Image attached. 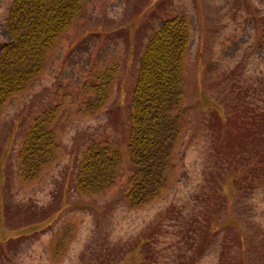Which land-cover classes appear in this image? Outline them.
<instances>
[{
  "label": "rangeland",
  "instance_id": "1",
  "mask_svg": "<svg viewBox=\"0 0 264 264\" xmlns=\"http://www.w3.org/2000/svg\"><path fill=\"white\" fill-rule=\"evenodd\" d=\"M12 0H0V46ZM185 20L184 129L157 196L130 208L129 108L146 42ZM0 112V264H264V0H87ZM115 68L108 99L91 84ZM48 117L53 147L31 180L18 151ZM117 148L115 182L76 189L92 142Z\"/></svg>",
  "mask_w": 264,
  "mask_h": 264
},
{
  "label": "trees",
  "instance_id": "2",
  "mask_svg": "<svg viewBox=\"0 0 264 264\" xmlns=\"http://www.w3.org/2000/svg\"><path fill=\"white\" fill-rule=\"evenodd\" d=\"M86 1H11L4 23L9 40L0 46V110L8 98L40 74L44 54L81 15ZM188 37L185 20L172 17L154 31L143 50L128 115L131 175L126 197L130 208L153 200L166 184L174 142L185 126L180 69ZM115 73V68H108L91 84L93 97L86 102L88 113L95 114L104 106ZM48 120L37 119L23 137L18 162L24 180L37 176L51 155L54 142L51 131L45 128ZM120 162L117 148L92 142L78 167L77 191L90 195L114 184Z\"/></svg>",
  "mask_w": 264,
  "mask_h": 264
}]
</instances>
